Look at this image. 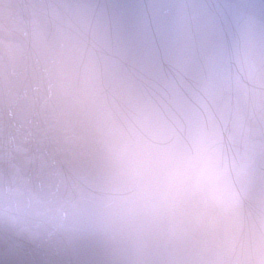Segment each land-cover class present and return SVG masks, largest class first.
<instances>
[{
  "label": "clouds",
  "instance_id": "clouds-1",
  "mask_svg": "<svg viewBox=\"0 0 264 264\" xmlns=\"http://www.w3.org/2000/svg\"><path fill=\"white\" fill-rule=\"evenodd\" d=\"M0 264H264V0H0Z\"/></svg>",
  "mask_w": 264,
  "mask_h": 264
}]
</instances>
